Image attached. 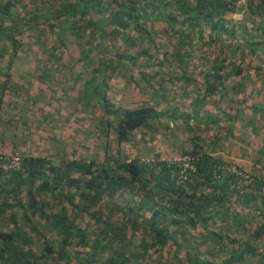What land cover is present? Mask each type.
I'll list each match as a JSON object with an SVG mask.
<instances>
[{
	"label": "trees",
	"instance_id": "trees-1",
	"mask_svg": "<svg viewBox=\"0 0 264 264\" xmlns=\"http://www.w3.org/2000/svg\"><path fill=\"white\" fill-rule=\"evenodd\" d=\"M243 2L0 0V264H264V0ZM58 66L110 117L95 154L37 146ZM155 137L180 143L135 150Z\"/></svg>",
	"mask_w": 264,
	"mask_h": 264
},
{
	"label": "rangeland",
	"instance_id": "rangeland-1",
	"mask_svg": "<svg viewBox=\"0 0 264 264\" xmlns=\"http://www.w3.org/2000/svg\"><path fill=\"white\" fill-rule=\"evenodd\" d=\"M66 61L67 64L72 62L69 57L66 58ZM58 68L57 75L53 71L49 73L51 69L48 71L49 74L47 73L45 76H42V71L35 73L34 85L37 84L41 89L37 91V95L42 102L38 108L43 109V118L34 120L41 127L40 130L38 129L39 134L36 135L38 139L37 146L44 154L48 150L54 153L60 151L68 154L71 149H75L73 153H79L82 156L95 154V152H98L103 139L111 140L114 136L112 128L106 126L107 119H110V117L107 118L105 114H100L98 106L94 107L91 104L88 109L87 107H80L82 105L79 106V104L87 105L90 96L89 87L86 88L84 93H80L75 89L76 87H73L75 73L66 68L61 69L59 66ZM45 79H48V81L44 82ZM119 81L120 79L117 78L113 88L111 85V89L113 94L120 93V95L125 96L126 93L122 94L123 89L121 91L120 87L126 82L121 83L120 81L119 83ZM127 92L131 93V89L127 88ZM78 95H80V98H78ZM83 110L84 112L81 113ZM177 136L181 140L180 135ZM178 139L175 137L164 139L155 137L152 141H138L135 139V150L148 144L147 146L150 145V151L154 149H162L163 152L169 151L179 145ZM260 244L259 250L263 251L264 240Z\"/></svg>",
	"mask_w": 264,
	"mask_h": 264
},
{
	"label": "built area",
	"instance_id": "built-area-1",
	"mask_svg": "<svg viewBox=\"0 0 264 264\" xmlns=\"http://www.w3.org/2000/svg\"><path fill=\"white\" fill-rule=\"evenodd\" d=\"M243 1H244V0H238V4H239V5L244 4ZM4 160H5V159H4ZM170 160L180 163V170H179L178 173H179V176L182 177V178L185 176V175H184V170H185V169H188V168H191V164L188 162V161H189L188 155H182L181 157H173V158L170 159ZM18 161H19V160H18V156L14 154V155H12L7 161H3V162L1 163V167H2L3 169H8V168H11V167H15V166H17ZM231 170H232V171L235 170V169L233 168V166H232ZM236 173L241 177V179H242L243 181H249V180H250V178L248 177L247 174H244V173H242V172H236Z\"/></svg>",
	"mask_w": 264,
	"mask_h": 264
}]
</instances>
